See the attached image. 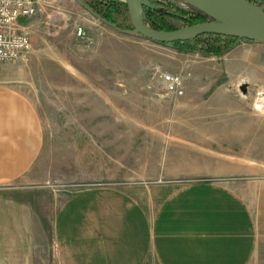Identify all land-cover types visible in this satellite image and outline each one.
Returning a JSON list of instances; mask_svg holds the SVG:
<instances>
[{
  "label": "rangeland",
  "instance_id": "1",
  "mask_svg": "<svg viewBox=\"0 0 264 264\" xmlns=\"http://www.w3.org/2000/svg\"><path fill=\"white\" fill-rule=\"evenodd\" d=\"M47 1L31 21L28 61L0 63L24 71L41 113L36 190L58 207L83 191L102 204L119 194L155 214L176 191L221 186L248 207L250 264H264V109L255 105L264 44L242 42L222 56L183 52L120 32L82 4ZM165 72L182 77V95L167 92Z\"/></svg>",
  "mask_w": 264,
  "mask_h": 264
},
{
  "label": "crops",
  "instance_id": "2",
  "mask_svg": "<svg viewBox=\"0 0 264 264\" xmlns=\"http://www.w3.org/2000/svg\"><path fill=\"white\" fill-rule=\"evenodd\" d=\"M49 3L39 0V10ZM24 77L22 69L0 68V264L251 263V213L221 186L176 191L155 214L119 194L102 204L83 191L59 207L43 198L32 183L43 122ZM47 222L52 237L43 252Z\"/></svg>",
  "mask_w": 264,
  "mask_h": 264
},
{
  "label": "water",
  "instance_id": "3",
  "mask_svg": "<svg viewBox=\"0 0 264 264\" xmlns=\"http://www.w3.org/2000/svg\"><path fill=\"white\" fill-rule=\"evenodd\" d=\"M83 2V0H77ZM128 7L133 29L128 33L160 44L188 41L204 34L246 39L264 44V8L247 0H177L210 17V21L171 31H159L145 24L143 6L154 7L149 0H123Z\"/></svg>",
  "mask_w": 264,
  "mask_h": 264
},
{
  "label": "trees",
  "instance_id": "4",
  "mask_svg": "<svg viewBox=\"0 0 264 264\" xmlns=\"http://www.w3.org/2000/svg\"><path fill=\"white\" fill-rule=\"evenodd\" d=\"M149 1L154 7L143 6L141 17L145 24L155 30L171 31L211 20L207 14L200 10L191 6L182 7L175 0ZM247 1L264 8V0ZM81 4L95 17L120 32L128 33L133 29V26L126 22L128 20V7L123 0H83ZM175 21L182 23V26L175 24ZM242 42L254 43V41L246 39L204 34L192 40L176 41L163 45L174 47L183 52H199L209 56H222Z\"/></svg>",
  "mask_w": 264,
  "mask_h": 264
},
{
  "label": "built area",
  "instance_id": "5",
  "mask_svg": "<svg viewBox=\"0 0 264 264\" xmlns=\"http://www.w3.org/2000/svg\"><path fill=\"white\" fill-rule=\"evenodd\" d=\"M39 11V0H0V63L28 61L32 51L31 21ZM77 36L91 43L82 27ZM161 80L168 93L182 95V77L174 73H162ZM255 105L264 109V93H257Z\"/></svg>",
  "mask_w": 264,
  "mask_h": 264
}]
</instances>
